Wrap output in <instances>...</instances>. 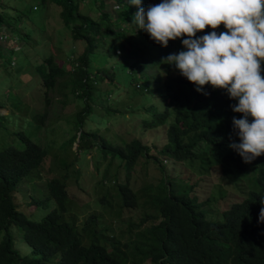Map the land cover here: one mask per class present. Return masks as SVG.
Instances as JSON below:
<instances>
[{
	"label": "trees",
	"instance_id": "16d2710c",
	"mask_svg": "<svg viewBox=\"0 0 264 264\" xmlns=\"http://www.w3.org/2000/svg\"><path fill=\"white\" fill-rule=\"evenodd\" d=\"M51 1L59 7V17L68 26L70 38L82 40L83 45L74 57V64H67L66 67L56 62L51 53L41 56V60L34 64L38 81L44 90L56 83L82 100L72 118L74 133L64 142L74 139L77 151L82 147L91 148V154L97 150L96 167L107 155L109 161L104 164L103 178L109 171L112 158H117L119 162L114 166L111 178L119 195L118 213L119 209L127 211L136 205L141 206V213L135 221L128 220L126 229L128 232L132 230V236L122 241L113 234H107V227L96 228L95 214H88L80 224L63 219L61 213L66 211L69 199L64 173L61 177L50 176L45 180L44 196L53 201V206L40 219H28L16 207L10 191L23 177L32 173V169L39 167L46 157V147L20 131V148L8 145L0 149V230L3 231L0 264H50L53 254H57L55 260L59 264H139L145 261L153 264H264V221L259 220L261 207H264V154L246 163L236 150L229 147L240 142L238 129L232 123L233 117L242 118L241 113L232 111L231 106L237 100L230 99L226 90L214 89L210 85L197 92V86L182 76L174 64L164 61L168 55L186 50L182 40L187 37L170 40L166 47L156 43L148 33L132 24V17L138 11L132 0H113L118 3L117 9H114L117 18L113 24L104 10L98 17L81 11L80 0ZM94 1L98 6L105 4L104 0ZM146 4L145 0H141V7L146 9L149 6ZM1 25L12 31L9 23L4 21L2 5L0 29ZM211 31V28H206L198 32L194 39ZM216 31L219 34L226 29L221 25ZM108 33L123 38L121 41L128 58L132 57L127 69L134 93L139 95L147 89L137 77L134 79V71L145 77L151 74L153 78L159 76L158 70L164 73L162 83L155 90L158 91L162 84L159 94L166 103L160 109L152 110L147 119L140 118L143 128L165 123L163 141L153 150L166 156L171 163L191 162L195 159V146L202 142L208 145L213 163L225 166L222 173L224 183L233 185L235 191L220 198L224 204L220 219H209L198 208L215 198L207 193L209 183L205 185L202 178L192 182L190 174L178 170L174 179H182L185 184L183 189L175 192L172 180L161 168L157 178L161 191L157 189V183L133 189L129 178L137 162L145 168V172L149 166H162L157 155L150 152V146L131 133L120 135V144H117L94 130L82 128L93 94L99 90L102 95L108 96V91H103L100 85L114 79L113 73L106 67L95 66L91 70L90 64L98 62V53L105 52L104 36ZM2 50L0 45V56L6 55L8 65L13 64L8 54L17 49L9 47ZM147 58L151 69L145 71ZM261 68V75L264 76V62ZM65 75L67 79L63 80ZM61 77L63 79L58 81ZM44 90L43 95L46 93ZM2 104L4 102H0V107ZM36 113L32 115L36 116ZM38 115L42 118L44 111ZM231 167L240 175L239 178ZM120 170L122 174L117 177ZM248 182H251L250 186ZM138 199L140 201L137 202ZM98 201L106 200L101 196ZM11 223L20 227L21 237L30 246L33 257L21 255L13 246L9 232ZM102 233L106 238L99 242L97 235Z\"/></svg>",
	"mask_w": 264,
	"mask_h": 264
},
{
	"label": "rangeland",
	"instance_id": "374dc122",
	"mask_svg": "<svg viewBox=\"0 0 264 264\" xmlns=\"http://www.w3.org/2000/svg\"><path fill=\"white\" fill-rule=\"evenodd\" d=\"M104 2L105 4L98 6L97 1L80 0L79 9L94 17H98L104 10L107 12L109 22L113 24L117 18L114 9H117L118 3L113 0H104ZM145 2H147L146 5L160 3L158 0H145ZM0 5H2L4 21L8 22L9 27L12 28L11 31L5 27L6 25H1V49L9 47L17 49L8 54L10 63H13L11 65H8L6 55L0 56V102H4L0 107V113H3L0 115V149L8 145L20 148L22 146L18 135L20 131L32 141L46 147V157L39 167L32 169L30 171L32 173L23 177L20 183L10 191L16 207L28 219H40L53 206V201L44 196L45 180L50 176L61 177L65 173L69 199L66 211L61 213L63 219L80 224L88 214L92 213L96 216L98 224L96 228L107 227L106 233L113 234L121 241L132 236V230L128 232L126 229L127 222L137 219L141 213V206L136 205L127 211L119 209L118 213L119 195L111 178L114 166L119 162L118 159L112 158L109 171L103 178L104 164L109 161L107 155L96 167L97 150L92 151V154L91 148L82 147L77 151L74 139L64 142L74 133L72 118L74 112L81 106L82 100L56 83L44 90L34 71V64L41 60V56L49 53L62 66L73 65L74 57L81 51L83 41L70 38L68 26L64 25L59 17V7L51 0H0ZM131 38L135 37L131 36ZM121 39L124 40L111 33L106 34L104 36L105 52L98 53V62L90 63L91 70H94L95 66L106 67L107 71L113 73L114 79L113 83L106 82L100 85L103 91H108V96L102 95L99 90L93 94L92 101H89L90 111L82 122V128L94 130L95 133L117 144H120V135L128 136V133H131L150 146V152L157 155L162 166H149L145 172V168L137 162L129 178L133 189L148 183L156 184L161 168L166 177L169 176L170 181L172 180L175 192L183 189L185 184L181 178V181L174 179L178 170H184L185 174H190L192 182L202 178L205 185L209 183L207 193L215 198L200 204L198 208L207 218L220 219V210L224 206L220 198L230 196L235 191L233 185L224 183L222 173L225 166L213 163L208 145L202 142H198L195 146V159L191 162L171 163L166 156L158 155L153 150L163 141L165 123L143 128L140 118L147 119L152 110L160 109L166 103L159 94L162 84L158 91L155 90L156 86L162 83L164 73L157 69L159 76L153 78L151 74L145 77L134 71V79L137 77L138 82L147 88L139 95L134 93L127 69V64L132 57L128 58ZM148 64L149 59L146 60L145 71L151 69ZM63 78H58V81L66 80L67 76ZM43 90L46 92L44 95ZM44 97L47 99L46 103ZM41 111H44V116L39 118L38 114ZM34 112L38 114L33 116ZM75 150L77 152L73 160ZM72 160L73 163L70 165ZM64 163L68 166L64 167ZM230 169L238 178L240 177L232 167ZM121 174L120 170L117 177ZM248 184L250 186L251 182ZM161 188L157 186L159 191ZM219 188L220 191H218ZM101 196L106 200L105 202L98 201ZM9 232L13 246L18 252L26 257H33L30 246L21 237L20 227L11 223ZM2 234L3 231L0 230V237ZM97 237L99 242L106 238L103 233ZM56 258L57 254H53L49 263L59 264ZM139 264L153 263L145 261Z\"/></svg>",
	"mask_w": 264,
	"mask_h": 264
},
{
	"label": "clouds",
	"instance_id": "9594fccd",
	"mask_svg": "<svg viewBox=\"0 0 264 264\" xmlns=\"http://www.w3.org/2000/svg\"><path fill=\"white\" fill-rule=\"evenodd\" d=\"M132 5L138 8L132 24L161 46L187 37L182 40L186 50L164 61L174 64L197 92L210 85L237 100L232 111L242 118L233 117L232 123L240 142L229 147L246 163L264 154V0H162L147 9L132 0ZM221 25L226 31L218 34ZM206 28L212 31L194 39ZM259 220L264 221V207Z\"/></svg>",
	"mask_w": 264,
	"mask_h": 264
},
{
	"label": "built area",
	"instance_id": "2783aa9c",
	"mask_svg": "<svg viewBox=\"0 0 264 264\" xmlns=\"http://www.w3.org/2000/svg\"><path fill=\"white\" fill-rule=\"evenodd\" d=\"M5 37V36H4Z\"/></svg>",
	"mask_w": 264,
	"mask_h": 264
}]
</instances>
